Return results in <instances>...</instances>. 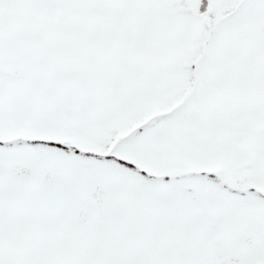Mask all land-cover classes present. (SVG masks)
Returning a JSON list of instances; mask_svg holds the SVG:
<instances>
[{"label": "snow or ice", "instance_id": "obj_1", "mask_svg": "<svg viewBox=\"0 0 264 264\" xmlns=\"http://www.w3.org/2000/svg\"><path fill=\"white\" fill-rule=\"evenodd\" d=\"M0 264H264V0H0Z\"/></svg>", "mask_w": 264, "mask_h": 264}]
</instances>
